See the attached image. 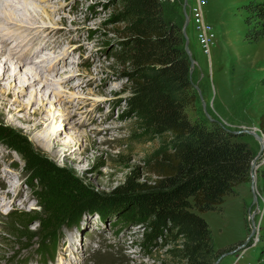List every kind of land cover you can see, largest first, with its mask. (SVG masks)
Returning a JSON list of instances; mask_svg holds the SVG:
<instances>
[{"label": "rangeland", "instance_id": "374dc122", "mask_svg": "<svg viewBox=\"0 0 264 264\" xmlns=\"http://www.w3.org/2000/svg\"><path fill=\"white\" fill-rule=\"evenodd\" d=\"M203 1L207 18L214 24V37L210 55H206L197 45L193 20L187 26L189 45L198 64L191 74L197 100L186 112L192 121L199 119L210 126L221 122L231 130L254 129L258 137L246 133L233 138L246 142L255 155L264 148V142L259 139L264 138L259 126L264 112V36L257 42L246 37L247 11L242 6L249 0ZM29 2L30 12L24 15L23 4L18 7L0 1V28L4 29L0 31V40L9 37L7 48L12 49L17 35L29 31L24 27L16 31L17 35L10 34L16 25L4 18L6 10L14 11V17L23 24L31 22L35 27L52 31L50 36L40 33L49 41L42 39L45 43L41 46V57L33 56L30 61L39 71V65L57 62L59 67L45 72L51 84L44 88L39 84L20 97L30 113L44 109L47 130H34L30 123L16 120L9 113L0 114V122L24 134L36 151L74 171L94 191L110 194L129 177L140 182L152 180L154 176L144 159L160 140H147L138 134L135 117L127 113L129 70L113 57L122 47L121 29L127 24L113 19L123 8V1ZM194 3L195 0H190L191 6L185 10L188 15L193 13L191 9L198 10ZM183 5L184 0L166 2L164 11L181 26L185 47ZM44 48L48 49L47 53ZM6 57L1 56L0 65ZM3 68L0 67V73ZM0 83L8 87L4 79ZM78 130L85 131L88 137L81 136ZM257 164L258 204L253 203L250 170L249 181L236 185L217 209L201 214L212 231L217 252L214 264H264L261 175L264 153ZM33 184L21 156L0 144V264H43L42 254L53 242L48 239L50 233L40 225L42 208L34 197ZM117 219V213L103 218L96 212H86L73 226H58L56 247L48 252L45 261L47 264H191L177 251L174 238L150 247L143 243V234L147 232L144 226L121 227ZM254 226L260 232L250 241ZM244 243L245 247L239 249Z\"/></svg>", "mask_w": 264, "mask_h": 264}, {"label": "trees", "instance_id": "16d2710c", "mask_svg": "<svg viewBox=\"0 0 264 264\" xmlns=\"http://www.w3.org/2000/svg\"><path fill=\"white\" fill-rule=\"evenodd\" d=\"M122 1L113 19L127 24L113 57L129 70L127 113L135 117L138 134L160 140L144 159L154 178L140 182L129 177L114 192L102 194L0 122V144L23 159L42 208L40 225L53 241L41 263L47 264L45 256L56 247L58 226H73L84 213L96 212L103 218L117 213L121 227L144 226L147 246L174 238L177 251L191 264H214L212 231L201 214L217 209L236 185L249 181L253 152L221 125L189 118L186 108L195 105L197 95L182 28L164 11V3L172 0ZM242 7L247 11L246 37L257 42L264 36V0H249ZM259 126L264 133V112ZM261 175L264 179V168Z\"/></svg>", "mask_w": 264, "mask_h": 264}, {"label": "bare ground", "instance_id": "6f19581e", "mask_svg": "<svg viewBox=\"0 0 264 264\" xmlns=\"http://www.w3.org/2000/svg\"><path fill=\"white\" fill-rule=\"evenodd\" d=\"M29 1L30 0H5L6 2L5 4L8 5L11 2V5L13 4L18 7H20V3L23 4L24 15H26L27 12H30L28 9H29V6L31 5V2ZM44 11L47 12V10H44ZM14 15H16L14 11L6 10L5 12L4 18L9 21L8 23L16 25V27H13V29L11 30L12 33L10 34L15 36L17 35L15 34L16 31L21 30L24 27H25V30H29V31H28V34L17 35L16 37L17 42L15 43L14 47H12V49L7 48L6 41L9 40V37L7 39L4 38L3 40L2 38V40H0V59H1V56H5V55L8 56L5 59L2 58L4 60V64H1L2 66L0 65V67L2 68L4 67L3 71L0 73V76H1L0 79L2 80L4 79L5 84L8 86L7 88H5L0 83V104L2 107V109L0 110V114L7 115L9 113L16 120H20L23 123H30L32 125V129L34 130L41 129L42 132H44L47 130L46 123L48 122V120L45 119V116L43 115L44 109L41 108L40 110L34 111V113H30L27 107L22 102L20 97L23 94L27 93L28 90L34 89V87H36L39 84L42 85V88L49 87L51 84L45 72H47L49 69H55L58 66L57 62H52L48 66H45L44 65L45 63L42 65H39L38 66L40 68V71H39V70H35V68L31 66L32 62L30 61L33 60V56L41 55L40 53H42L43 51L41 46H43L45 43V40H47V38L46 39L45 37L43 38V33L42 35L40 33L43 31L46 34H48V36H50L52 35L51 33L52 31H48L44 27L42 29H40L39 27H35V24L31 22L23 24L21 20H18L17 18H15ZM1 30H4V29L1 27L0 31ZM38 34H40V37ZM1 36H2V33H1ZM42 39H45V40H42ZM48 41L49 40H47V42ZM8 50L10 51L9 54H7ZM44 50L47 53L48 49L44 48ZM20 113H22V115ZM66 128L67 127L65 126V130H67ZM78 132L80 133L81 136L86 137V138L88 137L85 131L78 130ZM39 136L41 137V135ZM259 139L264 142L263 137L260 136ZM67 154L68 152H66V155ZM3 183L7 185L6 181H4Z\"/></svg>", "mask_w": 264, "mask_h": 264}, {"label": "built area", "instance_id": "2783aa9c", "mask_svg": "<svg viewBox=\"0 0 264 264\" xmlns=\"http://www.w3.org/2000/svg\"><path fill=\"white\" fill-rule=\"evenodd\" d=\"M172 1L175 2L176 0H172ZM184 4H185V10L190 8V6H191L190 0H184ZM195 6H196V8H198V10L196 9V11H194V8L191 9V11L194 13V17L192 16L193 13L188 15L189 16V23L187 26H189V24H191V21L193 20V23L196 27L195 38H196L197 45H198L201 52H203L206 55H208V54L210 55L211 41L214 37V34H213L214 24L211 21H209L207 18V11H206V7L204 6L203 0H195L193 7H195ZM190 50H191L192 56L195 60L194 67L196 68L198 62H197L196 58L194 57V54H193V51L191 48H190ZM194 67L191 68V63H190V71L192 70V73H193Z\"/></svg>", "mask_w": 264, "mask_h": 264}, {"label": "water", "instance_id": "95a60500", "mask_svg": "<svg viewBox=\"0 0 264 264\" xmlns=\"http://www.w3.org/2000/svg\"><path fill=\"white\" fill-rule=\"evenodd\" d=\"M184 8V16H185V23L183 26V33H184V37L186 38V44H185V51L188 54V56L190 57V63H191V68L194 67L195 64V60L192 56V52L190 50V46H189V36L187 34V25L189 23V16L187 14V12L185 11V4L183 5ZM192 74V70L190 72ZM195 87L197 88V86L195 85ZM223 127H225L221 122H219ZM227 129V127H225ZM228 131H230L232 134L234 135H239V134H251L253 136H257L258 133L255 132L254 129H249V128H242L240 130H231V129H227ZM261 133L264 135V133L262 132V130L260 129ZM258 137V136H257ZM250 149L252 150V148L250 147ZM253 151V150H252ZM264 153V148L260 149L259 152L255 155H253V158L251 160V175H252V182H251V187H252V191L256 192V178H257V171H258V160L262 157ZM245 243L240 245L238 248H242L245 247Z\"/></svg>", "mask_w": 264, "mask_h": 264}, {"label": "flooded vegetation", "instance_id": "af4514ba", "mask_svg": "<svg viewBox=\"0 0 264 264\" xmlns=\"http://www.w3.org/2000/svg\"><path fill=\"white\" fill-rule=\"evenodd\" d=\"M252 188V187H251ZM252 193H253V203L254 204H258L259 203V199H260V196H259V194H258V191H257V189H256V192H253L252 191ZM260 232V229H257V226H254V227H252V230H251V233H250V241L252 240V239H254L255 238V235H256V233L257 232ZM259 239V238H258ZM253 243V242H252Z\"/></svg>", "mask_w": 264, "mask_h": 264}]
</instances>
